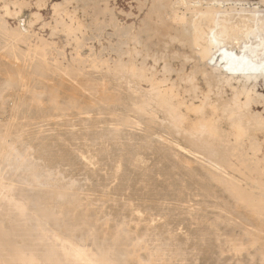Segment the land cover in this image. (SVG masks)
<instances>
[{
	"label": "rangeland",
	"instance_id": "1",
	"mask_svg": "<svg viewBox=\"0 0 264 264\" xmlns=\"http://www.w3.org/2000/svg\"><path fill=\"white\" fill-rule=\"evenodd\" d=\"M0 23V208L35 193L62 216L42 238L89 220L127 264H264V0H0Z\"/></svg>",
	"mask_w": 264,
	"mask_h": 264
},
{
	"label": "bare ground",
	"instance_id": "2",
	"mask_svg": "<svg viewBox=\"0 0 264 264\" xmlns=\"http://www.w3.org/2000/svg\"><path fill=\"white\" fill-rule=\"evenodd\" d=\"M153 1V0H152ZM143 2H145V1H143ZM142 4V3H141ZM161 4V3H160ZM169 5V4H168ZM142 7H144V6H142ZM150 7V6H149ZM158 8V7H157ZM163 8V7H162ZM152 9V8H151ZM164 10V9H163ZM154 13H155V11H154ZM157 15V14H156ZM113 17V16H112ZM185 22V21H184ZM218 22V21H217ZM213 23V22H212ZM214 23H215V21H214ZM0 25H1V23H0ZM187 25V24H186ZM189 25V24H188ZM223 25V24H222ZM2 26H3V24H2ZM132 26V25H131ZM223 26H225V24L223 25ZM245 28V27H244ZM3 29H5V27L3 28ZM235 29V28H234ZM127 30V29H126ZM129 30V29H128ZM221 30V32L222 33H224L225 31L224 30H222V29H220ZM228 30V29H227ZM99 31V30H98ZM127 32H129V31H127ZM255 32V31H254ZM257 32V31H256ZM243 33V32H242ZM129 34V33H128ZM228 34V33H227ZM4 35V34H3ZM128 36V35H127ZM121 40V39H120ZM255 48L256 49H259V50H263L264 49V45L262 44V42H260V43H258L257 45H255ZM120 64V63H119ZM117 66V65H116ZM119 66V65H118ZM122 67V66H121ZM131 67V66H130ZM120 68V67H119ZM117 69V68H116ZM121 69V68H120ZM140 70V69H139ZM117 71H118V69H117ZM129 72H130V70H129ZM125 73V72H124ZM130 73H132V72H130ZM138 73V72H137ZM141 73H142V71H141ZM144 73V72H143ZM114 76V75H113ZM118 76V75H117ZM132 76V75H131ZM142 76V75H141ZM144 78V77H143ZM146 78V77H145ZM140 79H141V77H140ZM137 81V80H136ZM154 88V87H153ZM158 90V89H157ZM149 91V90H148ZM156 91V90H155ZM147 92V91H146ZM150 93V92H149ZM156 93H157V97H158V99H159V96H160V94H158V91H156ZM155 94V93H154ZM147 95V94H146ZM150 95V94H149ZM162 95V94H161ZM151 96H152V94H151ZM154 97H155V95H154ZM156 97V98H157ZM139 98V97H138ZM169 98V97H168ZM168 98H166V97H164V96H160V100L158 101V102H160L161 104H160V106H162V108H164V110H165V112H166V116L168 115V118L170 119V124H172V127L173 126H175L176 125V127H177V129L176 130H178V128H179V132H181V133H184V131H182L181 130V126H180V122H182L181 121V118H180V114H178L177 113V108L175 107V105H173V102L171 103V101H170V98L168 99ZM152 101V100H151ZM150 102V101H149ZM149 102H146V104L147 103H149ZM156 102V101H155ZM144 103V102H143ZM157 103V102H156ZM156 103H154V104H156ZM135 105V104H134ZM134 105H133V107H134ZM148 105V104H147ZM147 105H145V103H144V107L146 106V107H148ZM229 105V104H228ZM142 106V105H141ZM141 106H140V108H141ZM150 106V105H149ZM230 106V105H229ZM235 106V105H234ZM237 106V105H236ZM133 107H131V108H133ZM135 107H136V105H135ZM224 107V106H223ZM233 107V106H232ZM138 108V107H137ZM142 108H143V106H142ZM222 108V107H221ZM147 109V108H146ZM146 109H144V110H146ZM150 109V108H149ZM220 109V108H219ZM224 109V108H223ZM133 110H137L136 108L134 109L133 108ZM144 110H140V111H143L142 112V115H143V113L145 112ZM163 111V110H162ZM138 113H140L139 112V109H138V111H137ZM136 113V112H135ZM141 115V116H142ZM240 115V114H239ZM238 115V116H239ZM241 115H243L242 113H241ZM236 116V115H235ZM245 116V115H244ZM244 116H239L238 118H240V119H242V117H244ZM138 117H140V116H138ZM223 117V116H222ZM237 117V116H236ZM247 117V116H246ZM224 118V117H223ZM240 119H238L239 121H240ZM249 119V118H248ZM245 120V119H244ZM243 120V121H244ZM202 122V121H201ZM236 122V121H235ZM258 122V121H257ZM237 123V122H236ZM236 123H234V124H236ZM240 124L241 123H243L242 121H240L239 122ZM240 124H236V125H240ZM248 124V123H247ZM252 124V123H251ZM257 124V123H256ZM217 125V124H216ZM235 125V126H236ZM245 125V124H244ZM167 126V125H166ZM205 126H207V125H205ZM240 126H243V125H240ZM239 126V127H240ZM251 126V125H250ZM255 126V125H254ZM185 127H186V125H185ZM218 127V126H217ZM245 127V126H244ZM109 129V128H108ZM169 129V128H168ZM172 129H175V128H172ZM197 129H198V127H197ZM202 129V128H201ZM234 129H236V128H234ZM249 129V128H248ZM204 130H205V128H204ZM204 130L202 129V131L203 132H198V134L196 135L195 134V136H190L188 139V141L192 144V146H195V148H196V150L198 151V150H200V152H201V149H203V151L201 152L204 156L205 155H208V153H210L211 152V154L210 155H208V158H209V156H211V155H217V154H219V153H221V157H224V155H223V153H222V151H223V148H221V150L219 149V145L220 144H218L217 142H216V139H217V136L216 137H213V136H211L210 135V133L208 134V132H204ZM178 131L176 132V133H178ZM193 131V130H192ZM218 132H220L219 130H217ZM115 132V131H114ZM118 132V131H117ZM116 132V133H117ZM123 132V131H122ZM174 132H175V130H174ZM195 132V131H194ZM193 132V133H194ZM218 132H217V134H218ZM241 132V131H240ZM115 133V134H116ZM233 133V132H232ZM245 133V132H244ZM102 134V133H101ZM125 134V133H124ZM212 134H213V132H212ZM221 134V133H220ZM114 135V134H113ZM123 135V134H122ZM191 135H192V132H191ZM111 136V135H110ZM219 136V135H218ZM121 137H123V136H121ZM221 137V136H220ZM222 137H223V135H222ZM221 137V139H220V142L223 140V139H225V138H222ZM113 138V137H112ZM182 138V137H181ZM96 139V138H95ZM100 139V138H99ZM108 139V138H107ZM128 139V138H127ZM235 139V138H234ZM80 140V139H79ZM104 140H106L105 138H104ZM109 140H111V139H109ZM226 140V139H225ZM228 140V139H227ZM253 140V139H252ZM77 141V140H76ZM103 141V140H102ZM126 141V140H125ZM218 142H219V139L217 140ZM93 142H95V141H93ZM223 142H224V140H223ZM255 142H256V140H255ZM263 142V141H262ZM262 142H261V144H262ZM216 143H217V146H219V147H215V145H216ZM151 144V143H150ZM74 145V144H73ZM76 145V144H75ZM92 145V144H91ZM95 146V145H94ZM224 146V145H223ZM225 146H227V145H225ZM224 146V153H225V151H228V150H225V148H227V147H225ZM130 147V146H129ZM249 147V146H248ZM252 147V146H251ZM251 147H250V150H251ZM261 147V146H260ZM193 148V147H192ZM198 148V149H197ZM201 148V149H200ZM91 149V148H90ZM101 149H102V147H101ZM230 149V148H229ZM256 149V148H255ZM105 151V150H104ZM115 151V150H114ZM204 151H205V153H204ZM248 151V150H247ZM119 152V151H118ZM196 152V151H195ZM43 153V152H42ZM78 153V152H77ZM98 153V152H97ZM200 153V154H201ZM213 153V154H212ZM230 153V152H229ZM253 153H254V151H253ZM121 154V153H120ZM201 154V155H202ZM226 154H228V153H226ZM225 154V155H226ZM13 155V154H12ZM48 155V154H47ZM76 155V154H75ZM139 155V154H138ZM230 155V154H229ZM16 156V154L14 155V157ZM77 156V155H76ZM99 156V155H98ZM219 157H220V155H218ZM241 156V155H240ZM110 157V156H109ZM200 157V156H199ZM215 157V156H214ZM218 158V160L216 161L218 164H219V160L220 159H222L223 161H224V159H226V157H224V158ZM227 157H229V156H227ZM242 157V156H241ZM253 157H254V155H253ZM102 158V157H101ZM132 158V157H131ZM211 158H212V156H211ZM251 158H252V156H251ZM12 159V158H11ZM30 159H31V157H30ZM136 159V158H135ZM201 159H202V157H201ZM213 159V158H212ZM215 160H216V157L214 158ZM12 160H14V159H12ZM18 160V159H17ZM37 160V159H36ZM98 160V159H97ZM116 160V159H115ZM132 160V159H131ZM11 161V160H10ZM101 161V160H100ZM214 161V160H213ZM229 161V160H228ZM227 161V159H226V162H228ZM248 161V160H247ZM17 162V161H16ZM23 162V161H22ZM28 162H29V160L28 161H25L24 163H23V165H27V166H29V169H30V166H31V164L30 165H28ZM205 162V161H204ZM208 162H209V164H210V160H208ZM208 162H206V163H208ZM216 162H214L215 164V167H216ZM220 162H222V161H220ZM224 163V165L225 164H227V163ZM12 163H13V161H12ZM26 163V164H25ZM29 163H32V162H29ZM14 164V163H13ZM22 164V163H21ZM33 164V163H32ZM217 164V165H218ZM17 165V164H16ZM34 165V164H33ZM221 165L223 166V163H221ZM242 165V164H241ZM14 166V165H13ZM21 166V165H20ZM246 166V165H245ZM248 166V165H247ZM16 167V166H15ZM17 167H18V165H17ZM17 167H16V169H17ZM33 167V166H32ZM34 167H35V165H34ZM220 167V166H219ZM219 167H218V169H219ZM244 167V166H243ZM24 168V167H23ZM22 168V166H21V169H20V167L18 168L19 170H22L23 169ZM26 168V167H25ZM39 168V167H38ZM45 168V167H44ZM222 168V167H221ZM231 168V167H230ZM235 168V167H234ZM242 167H240V169H241ZM27 169H28V167H27ZM26 169V170H27ZM33 169V168H32ZM40 169V168H39ZM204 169V168H203ZM217 169V168H216ZM12 170H13V168H12ZM214 170V169H213ZM248 169L246 168V171H247ZM256 170V169H255ZM23 171V170H22ZM22 171H19L20 172V176H19V178L18 179H20V181H19V183L22 181V182H25L27 179H28V181L27 182H29L30 181V179L28 178V175L26 174V172H24L25 171V169H24V174H26V177L24 178V176H23V173H21ZM36 171V170H35ZM43 171V170H42ZM245 171V172H246ZM29 171L27 170V173H28ZM30 172H31V169H30ZM33 172V171H32ZM32 172H31V174L29 175V176H31L32 177ZM40 172V171H39ZM53 172V171H52ZM218 172V171H217ZM15 173H16V170H15ZM34 173V172H33ZM219 173H220V171H219ZM12 174H14V172H12ZM42 174V173H41ZM213 175V172H211L210 173V175ZM21 175L23 176V178H24V180L22 179V177H21ZM37 175V174H36ZM36 175H34L33 176V179L35 178V176ZM215 175H216V172H215V174H214V177H215ZM222 175V174H221ZM14 176H15V174H14ZM39 176V174L37 175V177ZM45 176V175H44ZM115 176V175H114ZM220 176V175H219ZM17 177H18V175H17ZM30 177V178H31ZM109 177V176H108ZM212 177V176H211ZM217 177V176H216ZM222 176H220V177H217V178H221ZM16 178V177H15ZM44 178V177H43ZM58 178H60V177H58ZM216 178V179H217ZM229 178H231V177H229ZM38 179H39V177H38ZM37 179V180H38ZM210 179V178H209ZM234 179V178H233ZM31 180H32V178H31ZM37 180H34V183H35V181H36V183L35 184H37L38 182H37ZM40 180V179H39ZM211 180V179H210ZM218 180H220V179H218ZM221 180H223V179H221ZM220 180V181H221ZM43 182L45 181V183H46V180H42ZM41 181V182H42ZM61 181V180H60ZM121 181V180H120ZM151 181V180H150ZM163 181V180H162ZM225 181H227L226 179H225ZM225 181H223V182H225ZM21 182V183H22ZM47 182H49V181H47ZM56 182V181H55ZM66 182V181H65ZM222 182V181H221ZM222 182V183H223ZM227 182H229V181H227ZM31 183H32V181H31ZM50 183V182H49ZM57 183V182H56ZM153 183V182H152ZM159 183V182H158ZM239 183V182H238ZM27 184V183H26ZM42 184V183H41ZM55 184V183H54ZM53 184V185H54ZM110 184V183H109ZM22 185H23V183H22ZM30 185V184H29ZM34 185V184H33ZM38 185H40V184H38ZM45 185V184H44ZM60 185H62V183H60ZM234 185V184H233ZM40 186H43V185H40ZM59 186V185H58ZM161 186V185H160ZM164 186V185H163ZM230 186H231V183H230ZM39 187V186H38ZM55 187V186H54ZM60 187V186H59ZM233 187V186H232ZM230 188V190L232 191V189L233 190H235L236 192H238V191H240V190H238L237 188ZM21 188V187H20ZM28 188H30V187H28ZM27 188V191H29L30 189H28ZM58 188V187H57ZM155 188H156V185H155ZM158 188V187H157ZM161 189H163L164 187H160ZM160 189V190H161ZM237 189V190H236ZM23 190V189H22ZM36 190V189H35ZM38 191H40L39 189H37ZM26 190H24V192H25ZM42 191V190H41ZM40 191V194L42 193ZM44 191V190H43ZM48 191H50V190H48ZM37 192V191H36ZM228 192H229V190H228ZM245 192H247V191H245ZM244 192V193H245ZM250 192V191H249ZM32 193H33V191H32ZM31 193V194H32ZM45 193V192H44ZM49 193V192H48ZM48 193H47V196H48ZM62 193V192H61ZM57 194V193H56ZM241 194V192H239V195ZM30 195V194H29ZM35 193L34 194H32V196H33V198L35 199ZM49 197H51V193H49ZM68 195V194H67ZM234 195H235V197H236V193L234 192ZM21 196V199L23 200V202H22V204L21 203H16V200H15V204H16V206L18 207V208H15V209H13V208H9V206L8 207H2V208H0V216L2 217V221H0V264H70V262H71V264H73L74 262H76L75 264H127L128 263V258L129 257H131L130 256V252L131 251H129L128 249H130V248H128L129 246H121V245H118V244H115V242L113 243V244H110V245H108V243H106V244H104L103 242L101 243V241H103L101 238V240L99 241V238H98V233L99 232H102V231H104V229H105V232H106V230H107V227H104V229H103V227L102 228H99V232H97L98 231V229L97 230H95V226L94 225H91L90 223H89V220H88V222H84L83 224H81V226H74V225H68V227L65 229V232H66V234L67 235H70L69 237H71V238H69L68 236H61V234L59 235V236H56V237H54V236H50L51 238H49V239H47V238H42V235H47L46 233L48 232L47 230L49 229V232L50 231H52V225L54 224V222L56 221L55 219H58V218H62V216L61 217H59L60 215L58 214V213H54L52 210V207L53 206H48L50 203H48V201H47V199H44V200H46L47 201V203H48V205H43L42 204V206H40L39 205V207H38V204L37 205H35V206H37V207H33L34 205H32V197L31 198H27V196H25V195H20ZM36 198L37 199H39L38 198V196H39V194L37 195L36 194ZM60 196V195H59ZM71 196V195H70ZM77 196V195H76ZM241 196V195H240ZM243 196H245V198L247 199V200H249V197H250V195L248 196H246V194H244ZM242 196V197H243ZM42 197H43V193H42ZM42 197H41V199H42ZM49 197H45V198H48L49 199V201H50V198ZM53 197H55V196H53ZM65 197V196H64ZM239 197V196H238ZM61 198L62 197H60V198H57V199H59V200H61ZM244 198V200H246ZM252 198V197H251ZM33 199V200H34ZM56 199V200H57ZM69 198L67 197V200H68ZM70 199H72V198H70ZM70 199H69V201H70ZM239 199H240V197H239ZM239 199H237V201H239ZM44 200L41 202V200H40V202L41 203H43L44 202ZM66 200V201H67ZM251 200V199H250ZM35 203H37V200L35 199ZM46 201H45V203H46ZM51 201H52V199H51ZM75 201V198L73 199V201L72 202H74ZM3 202V201H2ZM34 202V201H33ZM54 201H52V203H53ZM59 201H57V203H58ZM62 204H63V202L62 201H60ZM64 202H65V199H64ZM245 202H247V201H245ZM251 202V201H250ZM8 203V202H7ZM38 203H39V201H38ZM46 203V204H47ZM56 203V202H55ZM56 203V204H57ZM249 203V202H248ZM60 204V203H59ZM70 204V202L67 204V203H65V205L66 206H68ZM75 204H77V203H75ZM74 204V205H75ZM13 205V204H12ZM23 205H26L27 207H23ZM51 205V204H50ZM61 205V204H60ZM70 205H72V204H70ZM70 205H69V207H70ZM1 206V205H0ZM7 206V205H6ZM44 206H46V207H44ZM48 206V207H47ZM58 206V205H57ZM64 205H62V207H63ZM76 206V205H75ZM74 206V207H75ZM51 208V209H46V208ZM72 207V206H71ZM79 207V206H78ZM55 208V207H54ZM57 208H59V207H57ZM64 208V207H63ZM65 208H67V207H65ZM62 209V208H61ZM74 209V208H73ZM54 210H56V209H54ZM63 210V209H62ZM67 210H72V209H67ZM66 210V211H67ZM64 211V210H63ZM76 211H77V209H76ZM59 212V211H58ZM62 212V211H61ZM79 213H80V211H78ZM64 213V212H63ZM63 213H62V215H63ZM68 213H71V211H69ZM68 213H66V214H68ZM75 213V212H74ZM61 214V213H60ZM65 214V215H66ZM77 213H75V215H76ZM82 214V213H81ZM80 214V215H81ZM64 215V216H65ZM78 215V214H77ZM175 215V214H174ZM68 216V215H67ZM72 216V215H71ZM83 216V215H82ZM66 217V216H65ZM69 217V216H68ZM80 217V216H79ZM69 218H71V217H69ZM76 218H78V216L76 217ZM65 219V218H64ZM64 219H63V221H64ZM67 219V218H66ZM66 219H65V221H66ZM75 219V218H74ZM86 219V218H85ZM4 220H9L11 223L9 224V225H6V223H4ZM70 220V219H69ZM77 220V219H76ZM78 220H79V218H78ZM87 220V219H86ZM202 220V219H201ZM34 221H37V224H38V226L37 227H35V228H33L32 227V222H34ZM62 221V220H61ZM71 221V220H70ZM93 222V221H92ZM219 222V221H218ZM57 222H55V224H56ZM62 223V222H61ZM70 223V222H69ZM94 223V222H93ZM105 224V223H104ZM34 225V224H33ZM94 226V227H93ZM56 227H57V225H56ZM55 227V228H56ZM59 227V226H58ZM65 226H63V228H64ZM129 227V226H128ZM130 228V227H129ZM108 229H110V228H108ZM211 229V228H210ZM215 229V228H214ZM102 230V231H101ZM114 230V229H113ZM43 231L44 232H46L45 234H43ZM108 231H110V230H108ZM124 230H122V232H123ZM53 232H54V230H53ZM59 232V231H58ZM64 232V233H65ZM78 232H82L83 233V235H82V237H83V240L82 241H78L77 239H76V237L78 236H76V234L78 233ZM108 233V232H107ZM111 232H109L108 234H110ZM113 233V232H112ZM55 233H50V235H54ZM101 235L100 236H102V233H100ZM125 234H126V231H125ZM107 235V234H106ZM128 235V234H127ZM74 236H76V237H74ZM130 236V235H129ZM108 237H111V236H108ZM104 238V237H103ZM107 237L105 236V239H106ZM130 238V237H129ZM128 238V239H129ZM108 239V238H107ZM131 239V238H130ZM44 240H46L47 242L45 243V244H43V241ZM105 241V240H104ZM130 241H132V240H130ZM129 241V242H130ZM98 242H99V244L101 243V244H104V245H102L101 246V244L100 245H98ZM106 242V241H105ZM130 244V243H129ZM128 243H127V245H129ZM132 244V243H131ZM134 245H136V244H134ZM134 245L132 244L131 246H132V249H135V248H133L134 247ZM136 247V246H135ZM140 247V246H139ZM178 247V246H177ZM137 248H138V246H137ZM153 248V247H152ZM133 253V252H132ZM134 253H136L135 252V250H134ZM133 253V254H134ZM259 254V253H258ZM132 255V254H131ZM134 255H136V254H134ZM134 255H132V256H134ZM141 256V255H140ZM145 257V256H144ZM130 259V258H129ZM132 259H134V260H136L137 258H132ZM131 259V260H132ZM168 259V258H167ZM140 260V259H139ZM139 260H136V261H139ZM166 262V261H165ZM137 263V262H136ZM140 264V263H139Z\"/></svg>",
	"mask_w": 264,
	"mask_h": 264
}]
</instances>
